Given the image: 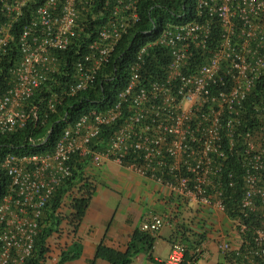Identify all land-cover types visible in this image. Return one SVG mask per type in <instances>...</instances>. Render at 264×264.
<instances>
[{"label": "built area", "instance_id": "built-area-1", "mask_svg": "<svg viewBox=\"0 0 264 264\" xmlns=\"http://www.w3.org/2000/svg\"><path fill=\"white\" fill-rule=\"evenodd\" d=\"M139 2L0 0V75L13 48L20 55L0 93V136L25 130L30 122L38 128L41 115L45 124L64 97L92 90L120 40L139 22ZM194 14L192 21L168 24L139 50L109 110L83 114L63 128L53 147L50 130L27 139L31 150L5 155L0 168L10 183L0 204V264H24L32 256L49 201L81 162L96 167L113 162L178 201L224 216L225 188L242 184L241 218L229 220L242 240L240 253L249 246L242 239L248 232L242 217H260L261 226L250 230L255 244L241 254L245 264H264V86L257 90L264 79V0H197ZM88 16L104 21L98 35L88 36V54L76 63L70 85L52 93L41 111L32 99L60 75L55 52L72 45ZM159 49L170 51L171 58L162 77H154L145 68ZM116 123V132L98 141L102 130ZM235 160L240 177L231 169ZM76 196L77 189L67 195L60 213H70ZM172 223L168 214L148 212L140 229L156 236ZM227 237H218L224 256L234 251ZM171 244L165 264H182L185 246L180 239ZM200 253L199 248L196 256ZM229 260L224 264H238Z\"/></svg>", "mask_w": 264, "mask_h": 264}, {"label": "trees", "instance_id": "trees-1", "mask_svg": "<svg viewBox=\"0 0 264 264\" xmlns=\"http://www.w3.org/2000/svg\"><path fill=\"white\" fill-rule=\"evenodd\" d=\"M196 3L197 0H140L137 6L140 17L139 22L120 40L110 63L99 73L94 88L76 97H64L57 112L48 116L45 124H42L44 117L43 114L41 115L40 122L37 125L38 128H35L34 122H30L25 130L0 136V165L5 155L10 152L31 150L27 141L29 137L41 138L52 130L49 146L53 147L61 136L63 128L68 124H72L83 114L92 110L98 112L109 110L117 101L118 94L125 88L129 79V69L135 62L139 50L155 41L168 24H183L192 21L195 18ZM25 21L26 19L23 18L16 25L14 30L16 38L19 36ZM103 22L101 18L93 19L88 16L87 20L81 23L82 32H78V37L73 40L72 45L65 51L55 52L60 61V75H56L53 80L42 86L32 99L41 111L46 109V100L52 93L59 92L70 85L76 63L88 54V36L96 38L99 27L102 26ZM153 54L154 59L152 61L148 59L145 71L154 77H160L161 73L163 74V69L170 62V51L159 49ZM19 60V52L16 48H13L3 64L0 75V93L5 90L10 78L8 69ZM56 80H59L58 82H61V84L56 83ZM262 86H264V79L260 82L257 90H260ZM118 125L119 123H116L104 128L98 141H106L116 132ZM86 165V162L78 163L73 177L56 189L44 213L42 229L36 238L33 254L24 264H50L54 257H58L56 264H67L81 258L82 247L77 238L78 232L94 193V185L86 175ZM231 169L238 173V177L241 176L242 168L238 161H233ZM226 175L227 172H224L223 180H226ZM9 183V178L0 168V204L7 192ZM76 189L78 196L72 197L70 213L65 216L60 213V209L65 203L67 195ZM225 190L226 215L231 220L241 218L242 184L236 189L225 188ZM257 212L260 213L261 210L259 209ZM242 220L248 226V232L242 235V239L244 242H248L249 246L244 245V243L239 255L236 254V251H233L228 256L229 259L237 261L238 264H245L241 253L254 245L250 230L261 226V219L257 214H250L247 218L242 217ZM197 226L202 228L200 223H197ZM61 227H63L62 230ZM181 227L182 229L187 228L183 223H180L175 229L178 230ZM196 237L199 239L196 242L194 241L193 252L195 254L199 249L198 247L206 241L204 235H196ZM154 243L155 236L137 229L131 236L126 252L101 244L97 248L95 260H104L109 264H132L135 256L148 253L150 254L149 258L154 261L151 254ZM181 244L186 248L182 264L191 263L195 257L194 253L189 256V248L182 241ZM260 260L264 263V257Z\"/></svg>", "mask_w": 264, "mask_h": 264}, {"label": "crops", "instance_id": "crops-1", "mask_svg": "<svg viewBox=\"0 0 264 264\" xmlns=\"http://www.w3.org/2000/svg\"><path fill=\"white\" fill-rule=\"evenodd\" d=\"M86 164V175L94 185V193L77 237L82 256L67 264H91L92 261V264H109L104 260H95L98 246L102 244L126 252L131 236L140 229L148 212L160 216L168 214L173 223L166 225L155 236L151 251L154 261L148 253L139 254L133 258L132 264H165L171 252V242L176 237L189 248V256L194 253L195 257L188 264H223L225 257L218 250V237L223 233L228 234L227 240L233 250L240 248L241 238L227 216L197 204L186 205L152 181L113 162L99 167ZM134 209L140 211L132 212ZM180 223L187 228L176 230ZM197 223L202 224V228H198ZM196 235L206 236L203 246L198 247L203 252L200 256L193 252L194 241L199 239Z\"/></svg>", "mask_w": 264, "mask_h": 264}, {"label": "clouds", "instance_id": "clouds-1", "mask_svg": "<svg viewBox=\"0 0 264 264\" xmlns=\"http://www.w3.org/2000/svg\"><path fill=\"white\" fill-rule=\"evenodd\" d=\"M127 33H128V32H127ZM127 33H126V34H127ZM126 34H125V35H126ZM235 189H236V188H235ZM222 216H223V215H222ZM226 216H227V215H226ZM227 217H228V216H227ZM228 218H229V217H228ZM238 235H239V234H238ZM251 239H252V237H251ZM241 241H242V240H241ZM243 242H244V241H243ZM253 244H255V242H254ZM218 250H219V249H218ZM235 251H236V250H234V252H235ZM232 252H233V251H232ZM232 252H231V253H232ZM231 253H229L227 256H224V257H225V261H226V260H229L228 256H229ZM236 254L239 255L238 250L236 251ZM231 260H232V259H230L229 261H231ZM233 261H235V260H233ZM235 262H237V261H235ZM223 264H224V263H223Z\"/></svg>", "mask_w": 264, "mask_h": 264}, {"label": "rangeland", "instance_id": "rangeland-1", "mask_svg": "<svg viewBox=\"0 0 264 264\" xmlns=\"http://www.w3.org/2000/svg\"><path fill=\"white\" fill-rule=\"evenodd\" d=\"M140 211V209H134V210H132V212H139ZM142 254H146V253H142ZM147 255V254H146ZM134 260V259H133Z\"/></svg>", "mask_w": 264, "mask_h": 264}]
</instances>
